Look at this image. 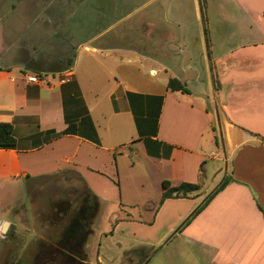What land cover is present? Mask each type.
I'll use <instances>...</instances> for the list:
<instances>
[{"label": "crops", "instance_id": "0c3cea01", "mask_svg": "<svg viewBox=\"0 0 264 264\" xmlns=\"http://www.w3.org/2000/svg\"><path fill=\"white\" fill-rule=\"evenodd\" d=\"M15 1L0 0V123L11 124L16 139L15 149L0 150V191L28 197L67 184L60 176L73 175L97 204L138 208L139 217L129 214L124 223L142 226L144 248L176 238L192 264H264V0H206L208 42L204 29L191 30L200 0H159L131 33L108 36L105 30L89 37L79 36V25H66L84 5L56 12L49 10L52 0ZM62 22L74 42L60 53L59 65L44 71L16 57L22 37L33 31L56 36ZM204 45L208 63L199 68L196 48ZM73 46L83 53L72 52ZM68 59V70L52 72ZM146 69L163 78L145 79ZM37 72L46 84L25 80ZM61 78L69 82L60 84ZM172 78L187 92L169 91ZM66 116L78 129L87 116L99 144L73 134L54 138L68 129ZM128 150L138 153L143 171L122 192L118 159ZM214 153L224 157L223 178L235 181L173 235L201 203L206 159ZM163 181L200 183L202 189L158 205ZM150 184L160 191L137 192Z\"/></svg>", "mask_w": 264, "mask_h": 264}, {"label": "rangeland", "instance_id": "374dc122", "mask_svg": "<svg viewBox=\"0 0 264 264\" xmlns=\"http://www.w3.org/2000/svg\"><path fill=\"white\" fill-rule=\"evenodd\" d=\"M8 1L11 3L16 2L15 0ZM158 2L159 0H52L49 10L55 9L56 12L59 10L64 12V8L66 10L68 8L74 10L79 5H84L80 11L74 12L77 15L75 23L70 22L66 25L75 24L82 27V32L79 34L81 37H89L90 35L98 34L105 30L108 32V36H110L131 33L132 25H137L142 13ZM202 2L204 5V20L201 19V14L196 21L195 17L192 16L193 28L191 30L194 29L200 32L205 28L206 38L209 41L210 27L209 18L206 13L208 7L206 0H202ZM235 15L237 14L235 13ZM104 17L107 19L102 20ZM5 20H11L9 15ZM60 25L61 27L57 30L56 36L48 35L45 31H33L29 36L23 35V42L17 46L20 50L17 51L16 57L20 58V60L22 59L24 65L30 64V66L38 67L44 71H48L47 68L49 66L59 65L60 62L57 59L60 57V53L65 50V47H68L74 42L73 38L69 37L63 28L65 23L62 22ZM67 30L70 31L69 28ZM135 35L138 36V33L136 32ZM138 38H141V36ZM139 42L141 44L137 43V45L142 47V38ZM196 50V63L201 68L204 63H208L209 54L205 45L196 48ZM77 51H81V54L83 53L80 48L73 46L72 52L76 54ZM65 61L61 64L64 65ZM81 68L82 65L78 63L75 67L76 72H79ZM143 72H145L143 76L145 79L148 77L156 80L163 78L161 74H156L155 76L150 75L147 69ZM56 76L58 75H55V78H57ZM100 88L102 89V87ZM188 88L191 89L190 86ZM216 141L219 150L223 151L220 133L218 131L216 132ZM213 150H216V147ZM139 158L138 153L133 155L131 150H128L123 157L118 159L119 184L122 192L130 191L134 187L131 180L142 174L141 172L143 170L141 165L143 164H138L140 162ZM132 162L136 164L135 167H131ZM224 169L225 161L221 155L219 158L211 157L206 159V187L200 202L220 184L224 176ZM60 177L66 178L67 184H59V190L71 194L70 198L73 201V205L81 204V197L88 196V193L79 183L75 184V177L73 175H61ZM73 188L76 190H72ZM137 189V192L139 191L143 195L144 193L154 195L159 190L153 184L149 186L144 185L143 188ZM14 194V196H11L7 191H0V219L3 223H8V225L12 222L17 227L23 226L25 240L30 241L33 236L30 227L38 231V228L44 224V220L40 218L37 212L45 209L46 199L49 200L52 194L46 191L45 200L42 192L28 197L24 193ZM97 210L98 212L92 221V230L94 233L88 242V258L92 264H99L97 262H100V264H192L181 242L176 238L171 241L169 240L170 242L168 240L163 242L162 244L164 245H160L154 250H149L147 246L144 248L145 244L142 240L145 236V231L142 226L124 223L130 219L129 214L136 218L139 217L140 212H138V208L126 207L121 209L120 206H110L107 203H102L100 205L98 204ZM19 215L24 221L23 224L19 223ZM38 233L43 235L40 231ZM10 234H13V232L9 231L7 236L9 237ZM5 236L6 234L4 236L0 234V264H11L16 259L15 252L17 251V246L8 242ZM169 255L172 257L170 258Z\"/></svg>", "mask_w": 264, "mask_h": 264}, {"label": "flooded vegetation", "instance_id": "af4514ba", "mask_svg": "<svg viewBox=\"0 0 264 264\" xmlns=\"http://www.w3.org/2000/svg\"><path fill=\"white\" fill-rule=\"evenodd\" d=\"M46 189L52 195L48 200L46 191H42L47 202L45 209L37 212L44 220L43 226L38 228L43 235L30 227L33 236L26 241L23 226L16 225L0 233L1 236L6 234L5 239L17 246L16 259L11 264H92L88 261V242L94 233L92 221L98 209L96 200L87 192L88 196L81 197V204L73 205L71 194L59 190L58 185ZM9 231L13 234L8 237Z\"/></svg>", "mask_w": 264, "mask_h": 264}, {"label": "trees", "instance_id": "16d2710c", "mask_svg": "<svg viewBox=\"0 0 264 264\" xmlns=\"http://www.w3.org/2000/svg\"><path fill=\"white\" fill-rule=\"evenodd\" d=\"M200 10H201V18L204 20V10H203V2L200 0ZM204 32L206 33V29L204 28ZM208 42V40H207ZM71 59H68L65 67L61 70L52 71L55 72H63L68 70L71 67ZM37 74H40V72H37ZM69 82V81H68ZM67 83V82H66ZM65 84V83H64ZM167 88L169 91L175 92V91H181L183 93H186L187 90L184 87L181 82L175 78L169 79L167 82ZM159 106V105H158ZM66 121L67 116H66ZM69 122V121H68ZM81 127L78 129V127L74 128L73 123L69 122L68 129L61 133H54L52 136L54 138H60L65 135H78L82 138H85L95 144H99L98 138L96 136V133L92 127V124L90 122V119L86 116L78 122ZM145 146L147 149L148 154L153 155V153L149 149L148 141L145 142ZM16 147V139L13 134V127L11 124H5L0 123V150H10L15 149ZM235 181L231 177H224L220 184L214 188V190L209 193L204 200L189 214V216L180 224V226L176 229V231L173 233L175 235L176 233H179L182 231L184 227H186L204 208L205 206L210 202V200L221 190L225 188L226 185L229 183ZM202 189V185L200 183H186L182 182L177 186H171L168 181L162 182V195L159 201L158 205H161L165 200L167 199H186L189 198L190 195H198L200 190ZM172 235V236H173Z\"/></svg>", "mask_w": 264, "mask_h": 264}, {"label": "built area", "instance_id": "2783aa9c", "mask_svg": "<svg viewBox=\"0 0 264 264\" xmlns=\"http://www.w3.org/2000/svg\"><path fill=\"white\" fill-rule=\"evenodd\" d=\"M25 77V80L28 82V83H34V84H46L47 81H46V75H40V74H35V73H32V74H28V75H24ZM50 79L53 80L54 79V76L51 75L50 76ZM68 82V78H61L59 80V83L60 84H64ZM211 157L213 158H219L220 155L219 153H214L211 155Z\"/></svg>", "mask_w": 264, "mask_h": 264}, {"label": "water", "instance_id": "95a60500", "mask_svg": "<svg viewBox=\"0 0 264 264\" xmlns=\"http://www.w3.org/2000/svg\"><path fill=\"white\" fill-rule=\"evenodd\" d=\"M0 224H1V227H2L0 233H1V234H4L5 231H6V229H7V227H8L9 225H8V223H1V222H0Z\"/></svg>", "mask_w": 264, "mask_h": 264}]
</instances>
